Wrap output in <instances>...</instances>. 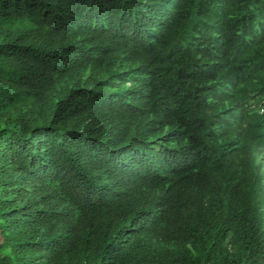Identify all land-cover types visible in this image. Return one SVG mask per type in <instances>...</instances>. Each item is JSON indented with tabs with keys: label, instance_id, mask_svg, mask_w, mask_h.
Listing matches in <instances>:
<instances>
[{
	"label": "trees",
	"instance_id": "obj_1",
	"mask_svg": "<svg viewBox=\"0 0 264 264\" xmlns=\"http://www.w3.org/2000/svg\"><path fill=\"white\" fill-rule=\"evenodd\" d=\"M262 108L264 0H0V264H264Z\"/></svg>",
	"mask_w": 264,
	"mask_h": 264
},
{
	"label": "clouds",
	"instance_id": "obj_2",
	"mask_svg": "<svg viewBox=\"0 0 264 264\" xmlns=\"http://www.w3.org/2000/svg\"><path fill=\"white\" fill-rule=\"evenodd\" d=\"M260 113H261V114L264 113V108L261 109ZM221 135H222V136H225V132H223Z\"/></svg>",
	"mask_w": 264,
	"mask_h": 264
}]
</instances>
